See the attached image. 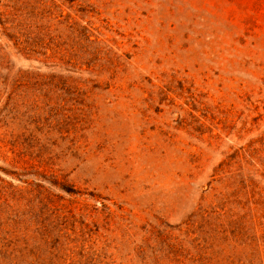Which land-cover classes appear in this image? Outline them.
I'll list each match as a JSON object with an SVG mask.
<instances>
[{
  "label": "rangeland",
  "instance_id": "obj_1",
  "mask_svg": "<svg viewBox=\"0 0 264 264\" xmlns=\"http://www.w3.org/2000/svg\"><path fill=\"white\" fill-rule=\"evenodd\" d=\"M28 2L49 58L0 97V264H264V0Z\"/></svg>",
  "mask_w": 264,
  "mask_h": 264
},
{
  "label": "trees",
  "instance_id": "obj_2",
  "mask_svg": "<svg viewBox=\"0 0 264 264\" xmlns=\"http://www.w3.org/2000/svg\"><path fill=\"white\" fill-rule=\"evenodd\" d=\"M28 4V0H6L5 3L0 4V97L8 91L25 87L30 81L42 77L36 70L15 68L14 59L39 62L40 58H49L46 53L48 49L37 42L38 32H31L29 25V15L38 10V7L33 6L28 10ZM236 161L246 160L244 156L236 153L218 165L215 174L219 175L221 190L212 205L205 209L200 208L192 217L207 223L213 216L217 218L218 211H222L229 203L234 180L231 168ZM188 226L194 227L195 221ZM189 233L194 234V231Z\"/></svg>",
  "mask_w": 264,
  "mask_h": 264
}]
</instances>
